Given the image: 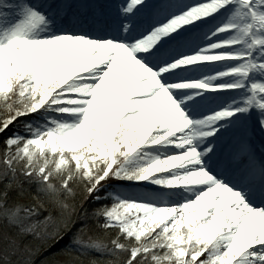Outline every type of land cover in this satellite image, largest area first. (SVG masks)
Wrapping results in <instances>:
<instances>
[{
    "label": "snow or ice",
    "instance_id": "6c2138e0",
    "mask_svg": "<svg viewBox=\"0 0 264 264\" xmlns=\"http://www.w3.org/2000/svg\"><path fill=\"white\" fill-rule=\"evenodd\" d=\"M0 134V264H264V0H0Z\"/></svg>",
    "mask_w": 264,
    "mask_h": 264
},
{
    "label": "trees",
    "instance_id": "16d2710c",
    "mask_svg": "<svg viewBox=\"0 0 264 264\" xmlns=\"http://www.w3.org/2000/svg\"><path fill=\"white\" fill-rule=\"evenodd\" d=\"M3 139H4V136H0V148H2L3 147ZM67 242V238H66V240H65V243ZM43 259V256H39L38 258H37V260L38 261H40V260H42ZM37 263V262H36Z\"/></svg>",
    "mask_w": 264,
    "mask_h": 264
},
{
    "label": "rangeland",
    "instance_id": "374dc122",
    "mask_svg": "<svg viewBox=\"0 0 264 264\" xmlns=\"http://www.w3.org/2000/svg\"><path fill=\"white\" fill-rule=\"evenodd\" d=\"M13 131H15L16 129H12ZM21 131H22V128L20 129ZM8 134H10V133H8ZM0 136H4V134H0ZM37 263L36 264H40V261H36Z\"/></svg>",
    "mask_w": 264,
    "mask_h": 264
},
{
    "label": "bare ground",
    "instance_id": "6f19581e",
    "mask_svg": "<svg viewBox=\"0 0 264 264\" xmlns=\"http://www.w3.org/2000/svg\"><path fill=\"white\" fill-rule=\"evenodd\" d=\"M191 2H194V0H191Z\"/></svg>",
    "mask_w": 264,
    "mask_h": 264
}]
</instances>
